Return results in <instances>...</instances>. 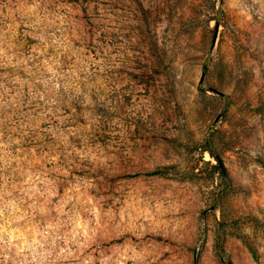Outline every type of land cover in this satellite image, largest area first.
<instances>
[{"label": "rangeland", "instance_id": "374dc122", "mask_svg": "<svg viewBox=\"0 0 264 264\" xmlns=\"http://www.w3.org/2000/svg\"><path fill=\"white\" fill-rule=\"evenodd\" d=\"M0 213V264H264V0H0Z\"/></svg>", "mask_w": 264, "mask_h": 264}, {"label": "clouds", "instance_id": "9594fccd", "mask_svg": "<svg viewBox=\"0 0 264 264\" xmlns=\"http://www.w3.org/2000/svg\"><path fill=\"white\" fill-rule=\"evenodd\" d=\"M0 214H2V213H0ZM76 229L83 230L84 236L88 235V233H87V225L82 220H78L76 222V228L73 229V239H75V237L77 235H80V232L77 231ZM8 235H9L8 243L11 245L12 241H14L16 239V236L13 233H8ZM0 242H3L2 236H0ZM35 243H37V241H33V244H35ZM25 246H27V241H25ZM16 247H18L21 252L24 250V248L19 246V245H17ZM81 247H83V245H81ZM63 251L64 250H62V252ZM69 254L71 255V252H69ZM85 264H87V262H85Z\"/></svg>", "mask_w": 264, "mask_h": 264}, {"label": "trees", "instance_id": "16d2710c", "mask_svg": "<svg viewBox=\"0 0 264 264\" xmlns=\"http://www.w3.org/2000/svg\"><path fill=\"white\" fill-rule=\"evenodd\" d=\"M219 160V159H218ZM221 162V160H219ZM222 163V162H221ZM223 164V163H222Z\"/></svg>", "mask_w": 264, "mask_h": 264}]
</instances>
